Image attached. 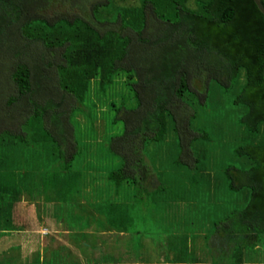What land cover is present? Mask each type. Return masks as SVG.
Masks as SVG:
<instances>
[{
    "label": "trees",
    "instance_id": "obj_1",
    "mask_svg": "<svg viewBox=\"0 0 264 264\" xmlns=\"http://www.w3.org/2000/svg\"><path fill=\"white\" fill-rule=\"evenodd\" d=\"M86 1L0 0V55L11 54L9 66L21 58L10 66L15 94L1 104L0 243L23 220L22 188L29 194L40 180L43 191L55 189L45 203L67 204L81 177L98 171L115 204L122 195L182 211L205 241L224 242L214 264L264 262V15L253 0H104L92 6L94 22L70 19ZM120 72L138 80L134 108L118 111L124 133L98 148L97 168L73 167L79 142L96 133L83 134L73 118L96 125L83 110ZM46 79L56 83L50 97ZM21 144L52 161L23 163ZM114 162L121 167L109 171Z\"/></svg>",
    "mask_w": 264,
    "mask_h": 264
},
{
    "label": "crops",
    "instance_id": "obj_2",
    "mask_svg": "<svg viewBox=\"0 0 264 264\" xmlns=\"http://www.w3.org/2000/svg\"><path fill=\"white\" fill-rule=\"evenodd\" d=\"M81 178L86 184L79 181V191H72L76 195L67 204L45 203L44 197L54 196L55 189L43 191L40 180L29 194L22 188L23 220L1 240V261L19 243L27 257L33 241H39V262L48 264H214L224 242L211 240L208 247L204 234L192 229L182 211L146 207L122 195L115 204L118 195L108 192L107 174L85 173Z\"/></svg>",
    "mask_w": 264,
    "mask_h": 264
},
{
    "label": "rangeland",
    "instance_id": "obj_3",
    "mask_svg": "<svg viewBox=\"0 0 264 264\" xmlns=\"http://www.w3.org/2000/svg\"><path fill=\"white\" fill-rule=\"evenodd\" d=\"M101 2H104V0H88L85 3L86 5L85 7H80L78 5L75 6L69 12L70 19L82 18L84 20H92L94 22L92 16V6L94 4H98ZM114 3L115 6L133 7L139 5V0H114ZM66 5L70 6V4H66ZM46 17L49 20H51V22L57 19L52 16V13L47 14ZM97 26L100 27V29L102 30H108V29L117 30V28H115V25H107L105 27H103L104 25H97ZM15 41L16 40L12 39L11 43L13 45H16L17 41L16 42ZM10 55L11 54L8 53L6 50H3L2 55H0V60H3V64H4V65H0V120H2L5 117V113L2 109L1 104L5 100L9 99L10 96H13L15 94L14 83L12 81L13 69L10 68V66L14 68L21 59V58L19 59L15 58V60L11 63L10 66L6 65L5 63L8 62L10 63ZM52 59L53 61L59 62L61 58H59L58 55H55L54 57H52ZM43 75L47 76L46 73H44ZM137 82H138L137 78L128 79L125 73L120 72L116 77L113 85L109 88L106 94H99L98 97L94 95V98L88 101L89 103L87 104V106L90 107L89 111L88 109H84L83 111H86L88 113V116L92 117L93 120H96V122L98 121L96 125L91 127L89 123L88 124L86 123L87 120L82 122L81 121L82 118L81 119L77 118L78 120L73 118L75 127L78 128L80 132H82L83 134H85V132L89 129L90 130L94 129L96 131L95 136L91 137L92 139L91 141L79 142V145L84 146V148L80 151L82 155L76 160V163L73 164V167L90 166L92 168H97L99 165V161L95 154L97 152H100L98 148L99 147L104 148L106 145L110 144L111 138L120 137L123 135L125 129L124 121L123 119H121V117H123V113H119L118 111L124 108L128 110L134 108V103H135L134 85L137 84ZM41 87L43 88L44 94L46 96L49 95L48 97H50V94L53 95L54 93L56 83L52 79L50 80L46 79L42 81ZM195 87L198 90H202L201 84H196ZM94 103H97V106ZM92 105H95L96 107L92 109ZM75 113H78V116L83 114L81 111L78 112L77 110ZM10 118H14L16 120L17 111L10 113ZM4 125L5 123L2 124V126ZM17 130L18 127H16L15 131L13 132H16ZM22 137H24V135H22ZM20 146L21 149L24 148V153H23L24 156H22L21 161L25 164L29 163L32 165L33 162L45 164L46 162L52 161V159L46 160L44 151L41 150L42 148L39 145L34 146L33 144H31L29 147H26L25 144H21ZM17 149H19V147ZM55 153L59 154L60 150H57ZM15 163L16 164L20 163V157L16 159ZM121 165H122L121 162H114L112 168H110L109 171L117 170L121 167ZM97 172L98 171L88 172V173L95 175L97 174ZM27 200L29 202V199ZM38 200L39 199H36L34 202L38 203ZM38 204H42V203L39 202ZM260 243H261L260 244L261 245L260 254H261L264 252V237L262 238V241ZM22 247L23 244L21 243H19L18 247L12 246V249L9 252L11 253L10 257L5 258L3 261L0 262V264H48L47 260L45 263L43 261L39 262L38 253L41 250L39 241H33L32 252L27 257L22 255L25 254L24 252H21ZM257 263L264 264V262H260L259 259L257 260V256L255 255L252 256L250 260L246 261V264H257Z\"/></svg>",
    "mask_w": 264,
    "mask_h": 264
},
{
    "label": "water",
    "instance_id": "obj_4",
    "mask_svg": "<svg viewBox=\"0 0 264 264\" xmlns=\"http://www.w3.org/2000/svg\"><path fill=\"white\" fill-rule=\"evenodd\" d=\"M260 12L264 15V5L262 4L261 0H253ZM264 76V71H263Z\"/></svg>",
    "mask_w": 264,
    "mask_h": 264
}]
</instances>
